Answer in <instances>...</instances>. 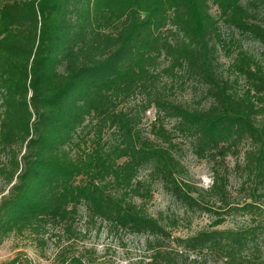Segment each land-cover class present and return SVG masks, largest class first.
I'll return each mask as SVG.
<instances>
[{
  "label": "trees",
  "instance_id": "obj_1",
  "mask_svg": "<svg viewBox=\"0 0 264 264\" xmlns=\"http://www.w3.org/2000/svg\"><path fill=\"white\" fill-rule=\"evenodd\" d=\"M243 1L0 0V152L8 159L0 175L11 185L0 201V239L69 226L80 207L91 220L170 239L134 200H149L158 183L183 207L211 212L182 178L179 136L213 164L208 194L218 209L251 220L218 230L225 219L217 217L209 231L174 238L175 248L225 264H264V207L257 205L264 198V66L239 45L227 48L235 42L222 39L219 26L264 54V0ZM218 46L231 57L233 79L218 73ZM175 82L200 86L208 105L174 101L166 92ZM137 97L138 114L130 106ZM150 108L153 139L139 127ZM244 142L243 170L254 187L249 202L230 206L220 170ZM149 264L179 263L174 251L157 249Z\"/></svg>",
  "mask_w": 264,
  "mask_h": 264
},
{
  "label": "rangeland",
  "instance_id": "obj_2",
  "mask_svg": "<svg viewBox=\"0 0 264 264\" xmlns=\"http://www.w3.org/2000/svg\"><path fill=\"white\" fill-rule=\"evenodd\" d=\"M245 3L246 0L242 2V5ZM210 14L216 19L218 18V12L214 6L210 7ZM219 26L222 39L227 43L229 41L235 42L227 48L233 50L239 45L264 66L263 49L257 42L228 30L222 24ZM217 57L219 75L223 78L233 79L234 75L228 71L231 57H228L225 49L220 46H218ZM178 83H173V88L166 92L174 101L190 109L203 108L208 105V102L204 101L203 90L200 86L186 82L184 86L179 87ZM240 83L243 84V81L240 80ZM139 101L140 97H137L130 104L133 106L132 111L136 114H138L139 108L134 107V105H138ZM139 117L141 119L139 127L142 133L153 139L150 130L156 117L155 110L150 108ZM163 124L167 129H170L173 121L165 120ZM80 136L82 137L83 134L80 133ZM88 139L85 137L81 140L78 139L82 142V148H86L83 141L88 143ZM176 142L178 143L177 156L186 171L182 178L197 189L203 207L210 209L211 212L189 210L183 207L165 193L160 184L155 183L151 187L152 197L149 200L135 199L134 202L140 206L146 215L159 221L169 234L170 239L158 240L157 237L148 234L114 228L98 219L91 220L84 208L80 207L77 216L74 217L69 226L65 224L47 225L39 234L30 231H24L21 234L13 232L0 239V264H91V262L94 264L103 262L149 264L157 249L174 251L179 264H225L210 254L183 253L175 248L172 243L174 238H186L200 231L211 230V224L218 219L217 217H224L225 219L224 223L216 228L218 230L240 229L246 227L251 220L248 215L242 213L225 215L229 210L218 209L219 204L208 194V189L212 183L213 164L206 160L197 159L186 140L178 136ZM249 148V143L244 142L239 148L240 155L237 157L229 156L220 170L221 174L227 178V197L230 206H241L250 201L246 198L254 186L246 181L243 170V154ZM7 162L8 159L0 152V167L7 165ZM145 174L146 172L143 171L140 178H144ZM10 186L5 183L4 177L0 175V201L8 195ZM259 192L260 189L255 191L254 195ZM257 205L264 207V198ZM217 212H220L219 214L222 216H217ZM259 249L260 259L264 262V246H260Z\"/></svg>",
  "mask_w": 264,
  "mask_h": 264
}]
</instances>
